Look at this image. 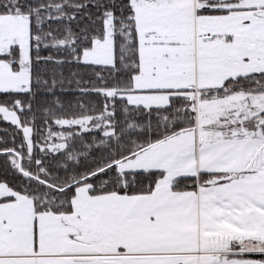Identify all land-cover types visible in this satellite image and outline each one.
Wrapping results in <instances>:
<instances>
[{
  "label": "snow or ice",
  "instance_id": "6c2138e0",
  "mask_svg": "<svg viewBox=\"0 0 264 264\" xmlns=\"http://www.w3.org/2000/svg\"><path fill=\"white\" fill-rule=\"evenodd\" d=\"M0 264H264V0H0Z\"/></svg>",
  "mask_w": 264,
  "mask_h": 264
},
{
  "label": "trees",
  "instance_id": "16d2710c",
  "mask_svg": "<svg viewBox=\"0 0 264 264\" xmlns=\"http://www.w3.org/2000/svg\"><path fill=\"white\" fill-rule=\"evenodd\" d=\"M6 125H4V124H0V128H3V127H5ZM0 135H3V133L2 132H0ZM0 160H2V158H0Z\"/></svg>",
  "mask_w": 264,
  "mask_h": 264
}]
</instances>
